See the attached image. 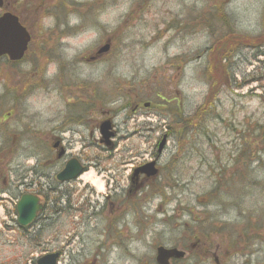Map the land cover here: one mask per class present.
Instances as JSON below:
<instances>
[{"label":"rangeland","instance_id":"obj_1","mask_svg":"<svg viewBox=\"0 0 264 264\" xmlns=\"http://www.w3.org/2000/svg\"><path fill=\"white\" fill-rule=\"evenodd\" d=\"M197 1L72 0L82 4V9H79L77 6H65L63 0H27L28 6L24 9L22 19L30 27L35 40L27 60L18 68L30 74L32 59L37 52L40 63L38 80L45 72L48 78L58 79L55 85L37 90L30 107L37 114L38 141L47 142L48 133L58 127V114L63 112L64 105L66 111L68 101L72 103L80 100V97L85 98L81 99L84 102L90 100V93L77 88L82 84L94 85L96 89L99 88L96 108L103 110L102 116L116 109L106 105L118 99L123 100L120 106L129 102L134 108L141 98L143 103L149 102L153 107L132 116V119L128 117L130 110L124 112L122 122L118 125L120 136L125 139L118 142L116 153L114 151L109 155L107 151L87 148L82 140H75L72 154L86 156L92 161L96 159L101 168L108 170L99 173L96 168H92L89 175H84L81 188L85 183L90 185L86 179L92 178V182L102 186L94 199L99 196L102 203H107L102 196L108 194L111 186H124L130 190V168L125 169L127 165L155 161L157 156L159 168L157 178L145 182L138 198L136 191L130 195H110L103 223L88 221L89 216L80 215L74 217L78 220L69 216L61 220L54 219L47 239L62 240L67 229L83 228L77 229L82 234L93 233L92 230L97 226L117 229L113 221L116 214L112 212V203L120 214L125 206L121 209L119 206L129 202L133 215L128 217V223L122 227L129 228L130 223L138 225V230L133 229V234L142 237V240L137 245L134 241L132 251L136 258L141 259L146 254L152 262L158 245L191 244L187 242L190 239L180 241L185 238L182 234L188 233L185 229L196 230L194 234L200 236L192 223L200 213L224 212L221 206L210 207L203 203L209 201L206 198L214 189L213 171L222 172V166L224 171L229 170L241 144L239 140L242 134L264 126V48L252 49L244 42L238 43L233 52L237 54L233 63V69L238 73L237 81L232 86L229 81L217 91L219 95L215 106L209 107L206 117L202 115L184 124L183 120L174 118L170 109L176 111L177 107L183 111L184 117L190 118L197 114L199 107L210 96L209 85L202 73L208 58L210 60L207 52L212 37L202 32L190 38L174 37V34H178L174 28L170 33L169 29L165 31L163 28L165 22L169 25L171 18L182 15L183 8L195 4L197 11L205 10L216 3L223 14L228 15L234 34L262 39L264 0ZM95 3L98 7L89 10L87 6ZM54 5L58 11L49 9L52 15L42 18L44 9ZM65 10L72 13H66ZM81 10L83 12L80 13ZM218 13L213 14V19H221L222 14ZM117 37L120 40L111 46L104 57L90 60ZM159 37L163 39L159 40ZM183 55L196 59V62L182 69L178 58ZM0 69L14 68L1 64ZM157 93L161 95L159 105L152 104ZM5 112H9V109H5ZM181 122L183 124L180 125ZM85 135L90 144L98 139L96 133L95 140L88 132ZM164 136L167 142L158 156V145ZM39 147L44 148L42 143ZM260 151H264V145L260 146ZM257 157L259 161L254 166L252 177L256 174L254 179L261 182L262 190L257 191L258 201L254 205L256 212L252 214L261 219L264 215V154ZM83 200L81 198L79 203L82 204ZM235 209L233 214L236 218L243 208ZM14 220L13 205L0 204V264H22L19 258L27 254L26 242L19 241L17 235L5 230L4 223L13 225ZM130 236V231H127L124 235L116 234V239L126 245ZM214 240L221 243L220 239ZM117 254L123 256V252ZM230 260L227 264L244 263L240 258ZM252 264H264V247L260 256L253 257Z\"/></svg>","mask_w":264,"mask_h":264},{"label":"flooded vegetation","instance_id":"obj_2","mask_svg":"<svg viewBox=\"0 0 264 264\" xmlns=\"http://www.w3.org/2000/svg\"><path fill=\"white\" fill-rule=\"evenodd\" d=\"M3 13H5V10ZM102 57L104 56L95 54L90 57V60L94 61ZM1 64H8L14 69H0V189H2L1 185H4L0 203H13L25 195H33L43 205L42 212L32 226L21 227L17 221L12 226H6L7 231H12L16 228L14 233L17 235L18 240L27 244V254L19 258V261L22 264H38L40 258L56 254L55 264H124L125 262L132 264L134 258L132 251L133 236L131 235L128 238L126 245L116 239V234L124 235L127 231L132 232V229L127 227H118L112 230L111 228L106 229L97 226L92 230L93 233L84 234L77 230H82L83 228L67 229L64 230L62 240L60 238H55V240L44 238L45 232L49 231L52 225V218L60 220V218L65 219V216H69V218L77 219L74 217L80 215L82 217L89 216L88 221H94V223L104 222L102 217H105L103 213L106 211V206L97 213L89 212L92 209L90 204L91 200H94V190L89 186L85 187L86 184L83 186L85 187L84 192L88 199V204L82 206L79 203L81 196L78 190L81 184L77 181L61 183L58 181V176L72 159H77L81 162L84 175H87L88 171H90L91 168L89 166L96 168L99 173L108 171L105 168H101L96 163V159L93 163L86 156L72 154L71 151L75 140H86V132L92 138L95 137V133L98 135V139L95 140L94 138V140L101 148V125L106 120L112 123L113 132H115L114 139H124L125 137L120 136L119 125L114 124L113 120L117 112L124 113L131 108L130 103L128 102L102 116L104 115L103 110L100 111L99 108L98 110L96 108L99 101H93V97H90V100L85 102L81 101V99H85L84 97H80V100L72 103L68 101L66 111L64 105L63 112L58 114V127L48 133L47 142H41L44 148L39 147L41 143L38 141L37 114L32 112L30 107L33 104L37 90L55 85L58 79L52 80L51 77L48 78L45 72L42 78L38 80L37 72L39 71L40 63L37 52L32 60L33 68L30 74L29 71H22L18 68L21 64L13 65L7 58H3L0 61ZM93 86L89 85V89L94 90ZM77 89L85 90V84L80 85ZM86 93H90V90ZM68 98H71V96ZM141 105L140 103L136 104L128 117L137 115ZM7 108L9 112H5ZM115 146L116 143L114 144ZM62 150L65 153L59 157ZM41 151L45 152L42 153ZM133 172L132 170L129 178L130 190L124 186L115 185L114 188L111 186V190L108 191L105 198L107 203L111 199L110 195L132 194L144 186L148 179L145 176L134 179ZM112 204L114 205L112 212L117 216L124 217L126 213H130V209L125 205L126 203L119 206V209L125 206V210L120 214L115 211L116 205ZM51 205L56 206V208H51ZM258 229L259 231H256L255 235L254 247L261 243L260 228ZM195 231L191 229L185 230L188 233L182 234L185 238L180 239V241L190 239L187 242L191 244L165 246L169 249H179L185 252V257L172 259L170 264H227L229 261L228 251L221 250L219 247L214 250V245L212 244L214 241L213 236L211 234V236L207 235V237L198 236L194 234ZM197 232L200 234L206 231L197 230ZM139 243L136 242V245ZM120 252H123V256L115 255ZM260 252L261 246L259 245L254 250V256ZM238 258H240L238 255L233 257V259ZM242 258L245 260V257ZM134 263L158 264L156 255L151 262L150 257L146 256V254L141 259L136 258ZM16 264L20 263L16 262Z\"/></svg>","mask_w":264,"mask_h":264},{"label":"trees","instance_id":"obj_3","mask_svg":"<svg viewBox=\"0 0 264 264\" xmlns=\"http://www.w3.org/2000/svg\"><path fill=\"white\" fill-rule=\"evenodd\" d=\"M10 1L15 4L14 10L22 19L24 9L28 6V3L26 2L27 0ZM100 1L102 2L103 0ZM200 1L198 0L197 3ZM67 5L77 6L79 9H82V4L74 3L72 2V0H65V6ZM194 5L195 4L189 7L184 17L180 16L171 18V20H169L170 24L164 25V30L172 29L173 27H175L174 29L178 32L179 35H183L185 33L191 36H195L202 32L212 37V43L207 52L208 55H210V60L208 58V62L202 73L204 81L209 85L210 96L205 100L204 104L199 107V109L197 110V114L190 117L189 119H183L184 124L197 120L202 115L206 117L208 115V113L206 112L209 107L215 106L216 99L219 95L217 91L221 90V88L224 87V85L229 81L231 86L233 82L237 81L236 75L238 73L233 69V63L235 61L234 58L237 54L233 52L238 43L244 42L246 46L252 47V49H261L264 47V38H251L248 36L243 37L234 34L230 19L228 18L226 13L223 14V11L219 9L220 6H217L216 3L212 7L210 5L205 10L198 11L196 10V7ZM87 7L90 8L89 10H95L98 5L95 3ZM65 12L72 13L69 10H65ZM81 12L83 11L81 10L80 13ZM215 12H219L220 14H222L220 16V20L213 19V14ZM185 18L186 20H184ZM22 22L23 24H26L27 27H29L26 21H23V19ZM249 43L251 45H249ZM178 59L180 60V66L182 68L190 63L189 61L196 62V59L189 60V57H180ZM225 63L226 65H224ZM219 70L221 73L219 72ZM240 75L242 74L240 73ZM93 87L94 90L91 88L89 89V85L85 84L86 92L90 90L91 97L94 98H92V100L99 101L98 89H96L95 86ZM262 89L264 88L262 87ZM139 100L140 101H138L137 104L143 101L141 98ZM159 100H161V95L157 93L152 100V104L159 105ZM172 109L173 108H171L170 110L173 113L172 115L175 116L174 118L181 120L182 110L179 108L181 111L180 112L177 107L176 111ZM183 122H181L180 125L183 124ZM239 141L241 142V144L239 145L237 152H235L233 164L229 165V170H223L221 174L215 176L216 181L218 180V184H216L213 191L208 194L209 199L214 202L215 206H221L224 208V212H222V218L233 214V212L236 210V207L239 209L243 208L242 210H240L239 216L235 221L236 223L232 225H228L224 222L218 223L216 221V212L213 213V217L208 216L205 219L197 218L195 222L197 224V230H206V228H211L216 231L221 230L222 228L227 229L228 233L230 232L228 249L229 252H243V255L246 254L247 256H249L252 255L253 252L252 248L255 236L256 218L251 213L254 211H251L248 207L249 199L244 197V192L247 190L254 191L256 188L260 187V184L254 181V176L252 177V175L254 172V166L259 161V157H257V155H260L262 153V151H260V146L264 145V126L249 129L246 132V135L242 134V137ZM247 182H249L250 184L247 185ZM244 206L248 208L244 209ZM261 222L264 233V222L262 220ZM201 235L204 236L205 234L202 233ZM237 235L239 237H237Z\"/></svg>","mask_w":264,"mask_h":264},{"label":"water","instance_id":"obj_4","mask_svg":"<svg viewBox=\"0 0 264 264\" xmlns=\"http://www.w3.org/2000/svg\"><path fill=\"white\" fill-rule=\"evenodd\" d=\"M3 6V0H0V8ZM31 40L27 30L20 24L19 19L13 14H5L0 17V57L9 55L12 60H20L23 57L25 50ZM107 49V48H106ZM111 122L107 121L102 125L103 140L109 144L112 133H108ZM165 139L160 144L159 152L165 145ZM81 173V168L77 161H72L59 176V180L67 181L77 178ZM137 173H146L148 177H153L157 174L155 163L136 170ZM41 209L38 201L31 196H25L17 205L18 222L21 226L30 225L36 218L37 212ZM158 261L161 264H167V261L172 257H181L183 253H178L176 250L167 251L159 249ZM48 258L41 261L45 262Z\"/></svg>","mask_w":264,"mask_h":264},{"label":"clouds","instance_id":"obj_5","mask_svg":"<svg viewBox=\"0 0 264 264\" xmlns=\"http://www.w3.org/2000/svg\"><path fill=\"white\" fill-rule=\"evenodd\" d=\"M123 103L122 99H118V100H113L111 102H109L106 107L108 108H118L121 104ZM124 113L123 112H117L113 123L114 124H120L122 122V117H123Z\"/></svg>","mask_w":264,"mask_h":264},{"label":"bare ground","instance_id":"obj_6","mask_svg":"<svg viewBox=\"0 0 264 264\" xmlns=\"http://www.w3.org/2000/svg\"><path fill=\"white\" fill-rule=\"evenodd\" d=\"M189 62H190V64L192 63L191 61H189ZM98 89H99V88H98ZM101 92H102V91H101V89H100V90H99V93H101ZM98 96H99V95H98ZM262 154H264V151H262V153H261L260 155H262ZM222 172H223V171H222ZM212 174H214L213 176L215 177V176H217L218 174H221V172H217L216 170H214ZM218 177H219V176H218ZM222 178H223V176H222ZM86 180L92 182V178H87ZM92 184H93V186H95L96 188H98L99 190H101V185H100V184H95L94 182H92ZM246 184L249 185L250 183L247 182ZM211 191H213V189H212ZM255 203H256V197L253 198V200H252V205H255ZM203 204L208 205V206L211 207V200L209 199V201H208L207 203H203ZM210 207H209V208H210ZM241 217H242V216H241ZM242 218H243V217H242ZM237 237H239V236L237 235Z\"/></svg>","mask_w":264,"mask_h":264}]
</instances>
